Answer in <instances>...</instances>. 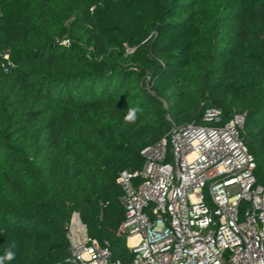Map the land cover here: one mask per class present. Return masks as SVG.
<instances>
[{"label":"trees","instance_id":"trees-1","mask_svg":"<svg viewBox=\"0 0 264 264\" xmlns=\"http://www.w3.org/2000/svg\"><path fill=\"white\" fill-rule=\"evenodd\" d=\"M207 109L246 114L263 183L264 0H0V256L64 264L76 212L131 261L118 177Z\"/></svg>","mask_w":264,"mask_h":264},{"label":"built area","instance_id":"built-area-1","mask_svg":"<svg viewBox=\"0 0 264 264\" xmlns=\"http://www.w3.org/2000/svg\"><path fill=\"white\" fill-rule=\"evenodd\" d=\"M222 122L207 109L200 123L172 124L141 152V170L120 173L131 261L113 260L75 212L64 264H264V182L243 139L246 114Z\"/></svg>","mask_w":264,"mask_h":264},{"label":"clouds","instance_id":"clouds-1","mask_svg":"<svg viewBox=\"0 0 264 264\" xmlns=\"http://www.w3.org/2000/svg\"><path fill=\"white\" fill-rule=\"evenodd\" d=\"M140 111L138 107H132L127 110V114L124 117L125 123H134L136 120V115ZM15 244H12L11 247L5 250L4 255L0 256V264H6L16 258V253L14 251ZM119 264V261H117Z\"/></svg>","mask_w":264,"mask_h":264},{"label":"bare ground","instance_id":"bare-ground-1","mask_svg":"<svg viewBox=\"0 0 264 264\" xmlns=\"http://www.w3.org/2000/svg\"><path fill=\"white\" fill-rule=\"evenodd\" d=\"M136 242V238H132L131 240H130V244H133V243H135Z\"/></svg>","mask_w":264,"mask_h":264}]
</instances>
